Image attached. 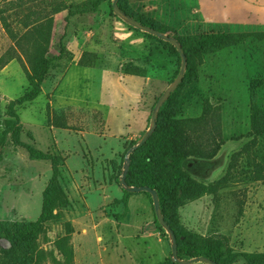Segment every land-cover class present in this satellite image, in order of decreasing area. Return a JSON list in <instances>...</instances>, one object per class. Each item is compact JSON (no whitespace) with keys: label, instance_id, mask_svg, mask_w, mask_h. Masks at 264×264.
<instances>
[{"label":"rangeland","instance_id":"rangeland-1","mask_svg":"<svg viewBox=\"0 0 264 264\" xmlns=\"http://www.w3.org/2000/svg\"><path fill=\"white\" fill-rule=\"evenodd\" d=\"M113 1L0 0V141H5L0 144L1 222H34L42 214L43 194L52 178V162L32 158L23 145L47 150L48 133L41 127L47 125L48 113L59 123V118L72 117L74 129L104 131L103 116L98 110L64 107L55 96L75 53L83 49L76 44L83 36L89 46L86 48L91 52L79 54L75 60L77 64L80 62L123 73L128 65H133L145 76L147 72L155 76L163 71L162 77L154 82L145 97L150 116L161 95L176 79L182 65L177 53L159 38L146 36L151 44H147L145 52L131 55L133 62H128L129 54L114 44L111 37L98 40L100 35L93 33L97 26L107 27L117 19L118 25L127 27L113 13ZM126 2H123L125 7ZM203 2L207 7L216 4V9L210 12L216 20L232 12L239 16L238 8L242 6L239 0ZM253 18L264 21V12L259 11ZM228 28L223 31L227 35L230 32ZM228 36L230 38L223 41L221 48L193 59L196 72H190L188 78L191 82L165 107L162 113L164 135L159 136L165 137L162 141L174 155L190 156L183 167L194 180L214 186L212 194L186 202L179 208L182 227L219 246L225 258H238L234 264H248L244 257H250L254 264H259L264 255V180L257 178L259 172L264 175V125L260 124L257 131L253 112L264 114V27L258 32ZM149 55L157 58L153 66L148 63ZM44 59H51V64L41 86L43 94L33 103L20 104V98L32 91L29 78L33 76L38 61ZM134 62H139L140 66ZM110 85L106 110L119 116L112 132L118 133L120 128L125 129V125L136 127L137 112L133 110L134 101L127 98L126 87ZM112 117L116 119L115 114ZM34 119L40 123H34ZM32 122L33 125H29ZM32 131L37 144L33 142ZM141 137L128 138L123 142L114 156L115 160L108 163L106 171L103 170L104 180L113 187H108L111 192L108 195H92L86 189L88 183L80 181V178L75 180L76 186L72 189L67 186L71 180L67 178L63 182L62 179L61 203L55 210L56 219L45 226L34 254L30 256L22 244H13L0 236V264H99L104 245L114 244L106 235L110 232L115 234V230L130 242L142 238L139 250L145 244L157 248L153 238H143L152 232L145 209L146 199L151 202L150 197L146 193L134 194L131 213L129 204L126 207L122 202L124 192L118 184L125 153ZM89 140L92 149L98 141L94 137ZM71 144L74 146L71 150L79 148L82 151L75 140ZM117 146L114 142L112 147L115 151ZM48 154L57 156L55 148ZM223 154L224 165L217 173L221 164L219 157ZM145 156L143 151L138 155ZM213 157L218 159L215 161ZM54 158L61 166L64 157ZM93 158L94 162L86 163L84 169H89L99 160ZM86 159L91 160L89 157ZM69 168L81 172L78 158L70 162ZM94 170L95 173L99 171L96 167ZM213 172L216 174L211 176ZM102 179L100 177L99 181ZM118 191L122 196L119 197ZM84 197L95 206L111 199L102 208L103 216L109 220L99 229L84 225L89 220H84V215H77L76 210L63 212L68 203H83ZM136 218L147 219L140 234H135L134 228L125 223ZM155 223L161 237L170 242L166 231H161L158 220ZM112 250L117 252L114 247ZM113 256L115 253L111 258ZM122 264L128 263L122 261Z\"/></svg>","mask_w":264,"mask_h":264},{"label":"crops","instance_id":"crops-1","mask_svg":"<svg viewBox=\"0 0 264 264\" xmlns=\"http://www.w3.org/2000/svg\"><path fill=\"white\" fill-rule=\"evenodd\" d=\"M239 2H242V6L238 8L239 16H234L235 14L232 12L224 18L216 20V18L210 14L212 10L216 9V4H211V6L207 7L203 0H127L129 8L137 16L154 19L162 25L171 28L179 37L227 34L223 32L225 31V27H229L228 29L230 32L228 35L247 34L260 31L264 27V25H262L264 21L259 22L255 20L253 16L259 11L264 12L262 0H239ZM116 20L117 19L112 21L111 25L107 27H95L93 33L100 35V37H98L100 41L105 40L106 36L111 37L114 44H117L123 52L125 51V53L129 54L128 62H133L130 56L135 55L136 52H145L147 44L150 45L151 41L148 42L147 37L143 35V33L118 25V21ZM232 28L235 30H232ZM80 40L81 41H77L76 44L83 49H79L77 53H75L76 55L73 63L64 73L55 96H57V99L64 107H87L92 110H98L101 116H103L104 131L88 132L87 130H78L74 128L59 129L51 126L49 119L53 117L48 113L47 125L41 127L48 133L47 150L42 151L37 147L35 148L43 153H48L55 148L57 156L64 157L63 164L60 166L59 170V182L61 185L62 179L64 182V180L68 178L72 183L69 182L67 186L72 189V186H76L75 180L80 178V181L85 180V182L88 183L86 189L88 192L91 191L92 195H108L107 193H111L108 187L112 186L108 180H104L103 170L106 171L108 163L111 164L113 160H115L114 156H116V152H119L121 149L123 142H126L128 138H139L147 130L150 114L148 115L149 110L145 97H147V93L151 91L154 82L159 81V78L162 77L163 71L157 72L155 76L154 73L148 74V72L146 76H139L103 69L102 67L100 68V66L77 64L75 60L79 54L91 52L86 48V46L88 48L89 46L87 45V41H84V36ZM148 57L149 65L153 66L157 58L154 56L151 57L150 55ZM148 63L146 65H148ZM134 64L140 66L139 62H134ZM110 83L120 87H126L125 91L127 92V98L134 101L133 110L137 112L136 127L125 125V129L120 128L118 133L112 132L113 124L118 123L119 116L113 111L107 112L106 110L105 101H107L110 96L111 90L108 89V87L111 86ZM41 94H43V92H41ZM113 114L116 115V119L112 117ZM34 121V123H40L35 119ZM29 125H33V122ZM26 126L25 124V127ZM32 136L33 142L36 143V137L33 131ZM90 137H94L98 141L96 146L92 147L93 150L89 143ZM73 140L79 144L82 151L79 148L77 151L71 150L74 149V146L71 144ZM114 142L118 144L116 151L112 147ZM86 157H89L91 160L86 159ZM93 157H95V159L99 158L98 161L100 162L96 160L97 163L92 164L91 167L89 166V169H84L86 163L90 165V162H94ZM75 158H78L81 162L80 173L76 171L75 168H69L70 162ZM217 159L218 157L214 158L215 161ZM102 166H105V169H103ZM95 167L96 170H99L96 173L94 170ZM100 177H103L101 181H99ZM118 194L119 197L122 196L121 191H118ZM132 196L129 198V207L131 206ZM123 198L124 193L122 202ZM110 202L111 199L108 203L101 202L99 205L95 206L90 203L89 199H85L84 197L83 203H68L69 205L63 207V212L66 214V210H76L77 215H84V218H86L84 220H89L84 225L99 229L109 220V217L103 216L102 208ZM146 202V214L150 221L149 224L152 226L149 230H152V232L143 235V238H153L157 248L145 244L142 250H139L142 238L138 237L137 239H132V242H130L127 241V237L119 233V230L117 232L115 230V234L110 232L106 235L108 240L114 244L108 247L104 245V249L100 251L99 264H122V261L128 264H165L169 260L172 253L171 242L161 237L160 230L155 225L156 219L153 204L148 198ZM129 210H131V213L133 212L131 207ZM136 219L137 220H130V222L126 220L125 223L134 228L135 234H140L141 230H143L144 226L147 224H145L147 219ZM113 221L116 222L115 220ZM111 247H114L118 253L113 252ZM136 252H138L139 255H136ZM114 253L115 256L111 258V255Z\"/></svg>","mask_w":264,"mask_h":264},{"label":"trees","instance_id":"trees-1","mask_svg":"<svg viewBox=\"0 0 264 264\" xmlns=\"http://www.w3.org/2000/svg\"><path fill=\"white\" fill-rule=\"evenodd\" d=\"M123 2L124 0H119L118 5L119 8L125 14L131 16L133 19L148 28L158 31L163 35L174 38L180 44L187 59V69L184 79L180 84L179 88L168 98V100L162 106L158 115L157 128L155 132L140 149L130 155L131 164L126 182L130 186L148 187L157 192L160 199V207L162 214L166 222L169 224V226L172 228L176 235L178 243V256L180 259L188 261L197 258H206L216 264H234L236 261H238V258H225L219 246L212 245V242L210 240H207L201 237L200 235L190 233L189 231L184 229L180 224V218L178 213L179 208L186 202H194L207 195L212 194L214 186L207 185L194 180L184 170L183 167V163L188 158H190V156L183 155L182 153H177L176 155H174L175 153L169 151V146L166 144V142L162 141L165 137L159 136L160 134L164 135V133H162V113L165 107L186 84L191 82V80L188 78L190 72H196L193 59L200 56L202 53H212L216 51L217 49L221 48V46H223V41L227 40L230 37L227 34L199 35L198 38L179 37L171 28L162 25L156 20L137 16L129 8L127 2L126 7L124 6ZM125 25L133 31L139 33L142 32L133 27H130L126 23ZM144 35L153 37V35L147 33H144ZM160 40L163 41L162 39ZM166 44L177 53L178 59L182 65L181 56L176 50V48L171 43L166 42ZM50 62L51 59H44L38 61L33 76L29 78V83L32 87V91L23 98H20V104L28 102L31 103L39 97L42 92L41 86L44 83L46 75L48 74V70L51 64ZM79 64L83 65L80 62ZM180 70L181 67L179 68L176 74V78L178 77ZM125 73L139 76H144L145 74L133 65H128L125 68ZM151 117L152 114L149 118L148 127L145 133L150 128ZM253 119L254 127L258 131L260 129V124L264 125V114H261L259 111L255 110L253 112ZM57 120H60L61 122H55L53 118L49 119L51 126L59 129L73 128L72 124L74 125V121L72 120V117L68 116L66 117V119L62 117ZM0 138H2L1 134ZM138 141H135L132 147ZM4 143L5 141L4 139H2L0 141V144L2 145ZM23 146L26 148L32 158L52 162V178L47 189L43 194L42 214L38 218V220L34 222H26L23 224L17 222L4 223L0 221V236L4 239L11 241L13 244H22L28 254L32 256L35 252V245L40 240V237L44 232L45 226L55 220L57 216L55 214V210L57 205L61 203L62 193L59 182L60 165L56 158H54L58 156H51L48 153H43L30 145ZM141 151L145 153V157H138ZM127 152L125 153V156ZM178 154L179 156H177ZM257 180H264V175H262V172L258 173ZM118 184H120V181H118ZM121 189L124 192L123 204H126L127 207L130 196L134 194L127 192L122 187ZM146 194L150 197L151 202L153 203L152 195L149 193ZM160 229L162 232L165 233V230L161 227V225ZM166 236L169 237L168 235ZM243 260L248 264H254L253 260L250 257H244ZM198 263L206 264L203 262H195L193 264ZM165 264H176L175 261L172 259V253L169 260ZM259 264H264V255L261 257Z\"/></svg>","mask_w":264,"mask_h":264},{"label":"water","instance_id":"water-1","mask_svg":"<svg viewBox=\"0 0 264 264\" xmlns=\"http://www.w3.org/2000/svg\"><path fill=\"white\" fill-rule=\"evenodd\" d=\"M118 3H119V0H114L112 3V8H113L114 14L120 20H122L124 23H126L130 27H133L137 30L144 32V33H147V34L153 35L157 38H160L165 42L171 43L176 48V50L178 51V53L180 54L181 59H182V66H181V70L179 72L178 77L164 91V93L161 95V97L159 98V100L157 101V103L155 105V108L152 112V118H151V124H150L149 130L140 138V140L133 147H131L129 149V151L126 154L125 163H124L123 172H122V177L120 180V186L122 188H124L127 192L132 193V194L149 193L152 195L153 206L155 209L157 220H158L159 224L161 225V227L166 231V233L168 234V236L170 238L171 249H172V259L175 261L176 264H193L195 262H203L206 264H216L213 261L206 259V258H197V259L188 260V261L180 259L178 256V243H177L176 235H175L174 231L172 230V228L169 226V224L166 222V220L162 214L161 207H160V199H159L157 192L148 188V187L130 186L126 182L127 175H128L129 169H130V164H131L130 155H132L135 151L140 149L146 143V141L153 135V133L155 132V130L157 128L158 115H159V112H160L162 106L168 100V98L179 88L180 84L182 83V81L184 79L186 69H187V59H186V56H185L180 44L174 38L163 35V34L159 33L158 31H155L151 28H148V27L142 25L141 23H139L138 21L133 19L131 16L125 14L119 8Z\"/></svg>","mask_w":264,"mask_h":264},{"label":"bare ground","instance_id":"bare-ground-1","mask_svg":"<svg viewBox=\"0 0 264 264\" xmlns=\"http://www.w3.org/2000/svg\"><path fill=\"white\" fill-rule=\"evenodd\" d=\"M224 154L219 157V161H221V164L219 165L218 169L216 170L217 173L220 172V170L222 169L223 165H224ZM216 172H213L211 176H214L216 174Z\"/></svg>","mask_w":264,"mask_h":264}]
</instances>
